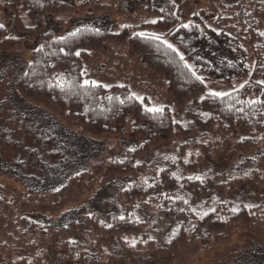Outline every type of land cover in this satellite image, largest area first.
Instances as JSON below:
<instances>
[{"label":"trees","instance_id":"16d2710c","mask_svg":"<svg viewBox=\"0 0 264 264\" xmlns=\"http://www.w3.org/2000/svg\"><path fill=\"white\" fill-rule=\"evenodd\" d=\"M242 1L216 4L217 16L194 14L187 24H181L179 7L172 0H109L108 4L102 5V13L106 16L125 10H142L156 15L153 25L169 35L183 55L152 34L130 36L126 26L122 32L114 33L86 24L62 38L48 39L34 51L31 62L14 82L22 108L43 110L47 114L43 116H47L45 118L50 120L53 128H60L65 133L68 129L60 119L76 124L98 138L109 134L114 127L122 132L131 125L133 133L142 135L143 141L135 148L126 149L122 158L109 161L105 167L107 175L125 181L116 193L122 209L108 223L103 222L92 208L82 216L81 210L74 212L75 208L64 207L60 202H75L78 197L91 199L98 191L95 173L81 167L95 156L100 144L83 135L79 137L85 147H73L68 142L80 161L67 159L68 171L54 168L56 176L45 181L36 178L37 186L31 187L37 189L40 182L48 185L60 180L57 186L42 193L34 192L32 196L36 203H60L58 212L53 210V214H60L59 223L67 212L73 211L69 222L55 225L53 219L57 217L51 215L52 223L34 227L27 244H21L18 242V224H31L33 217L8 202L1 203L2 255L11 260L15 253L21 254L15 264H48L49 252L62 256L61 264H115L122 259L125 264H147L153 258L171 253L173 264H187L202 250L199 240L203 239L200 238L203 234H211L215 244L227 241L233 229L264 238V205H243L234 209L232 203L224 202L227 193H233L246 183L255 189L256 195L264 189V0L247 2V5ZM43 2L18 0L14 5H0V9L12 8L18 33L35 37L46 25L44 11L48 5L46 7ZM19 3L27 10L34 29L22 24L15 7ZM211 17L213 23L207 25L206 21ZM20 39L0 24V56L13 49ZM125 42L129 59L149 72L161 75L159 81L165 80L168 92L178 102L192 101L203 93L199 107L208 116L204 125L221 131L226 137L223 141L228 145L222 151L224 154L229 153V135L236 134L237 141L230 146L238 158L229 160L238 163L241 158H258L257 170L252 177L237 178L228 183L198 178L193 172L198 167L197 159L203 155L189 153L188 158L186 154L182 155L185 149L176 154L174 160L167 158L159 174L140 161V157H150L157 148L170 143L180 131L189 134L190 129L177 126L179 123L168 106L152 108L147 95L142 98L133 95L128 84L108 88L86 83L83 64L100 59V52ZM251 59L255 64L252 73ZM210 78L215 84H242L230 91L213 93L206 90L205 79ZM118 89L125 91L122 98L115 94ZM126 90L129 91L127 94ZM205 149L208 146H204ZM206 154L210 155V150ZM78 163L81 164L79 169L74 168ZM151 175L153 181L147 182L146 177ZM218 194L223 195V202L214 201ZM44 214L48 216L46 212ZM37 217L41 219V216ZM172 220L179 224L175 223L177 229L171 233ZM183 251L187 254L183 255ZM250 264L264 262L257 257Z\"/></svg>","mask_w":264,"mask_h":264},{"label":"rangeland","instance_id":"374dc122","mask_svg":"<svg viewBox=\"0 0 264 264\" xmlns=\"http://www.w3.org/2000/svg\"><path fill=\"white\" fill-rule=\"evenodd\" d=\"M16 1L18 0H0V5H14ZM43 1L46 7L48 5L44 11L46 25L35 37H32L34 36L32 34L23 35L18 33L14 25L12 8L0 9V24L12 36L21 38L20 43L0 56V204L8 202L13 208H21L22 211H25L24 214L33 217L31 224L28 223L25 226L21 223L18 224V239H20L18 242H21V244H27L30 237L33 236L30 232L34 227L50 223L52 221L51 215L57 217V219H53V223L57 225L66 221L68 223L73 213L78 210H81V215L85 216L87 215L85 213L92 208L96 210L103 222L108 223L109 219L122 209L116 193L125 184V181L107 175L105 167L109 161L122 158V153L126 149L135 148L143 141L142 135L133 133L134 128L131 125H127L122 132L118 130L119 128L114 127L109 134L98 138L84 132L76 124L56 118L68 129L65 133L60 128H53L52 124L49 123L50 120L45 118L47 116H43L45 113L43 110H26L22 108L19 104L21 102L19 100L20 96L14 88V82L31 62L34 51L48 39L62 38L64 35L86 24L114 33L122 32L126 26L129 29L128 34L130 36L152 34L172 45L183 55L174 40L153 25L157 20V16L154 14L143 13L142 10H125L118 12V15L106 16L102 13L101 7L103 4H108L109 0ZM252 1L254 0H243L242 3L246 4ZM172 2L179 7L181 24H187L193 19L194 14L212 13L214 14L213 16H217L216 4L218 6L228 5L239 3L241 0H172ZM15 7L22 24L27 28L34 29L35 26L22 4L19 3ZM212 19L213 17L207 20L206 24L212 25ZM128 55L127 42L116 44L107 50H103L100 52V59L90 60L83 64L85 81L102 84L108 88L112 85H118L117 87L120 88L128 84L133 95L140 98L147 95L149 106L152 108H159L162 105L168 106L175 115V121L179 123L177 126L190 129L189 134L180 131L170 143L157 148L156 151H158H155L150 157H140V161H144L151 168L153 167L159 174L161 168L165 167L163 165L167 158L174 160L175 155L185 149L186 151H183L182 155L186 154L188 158L190 157L189 153L196 154V156L199 153L203 155L197 159L198 167L193 172L198 178H210L216 182L222 180L229 182L237 178L246 179L252 177L254 171L257 170L256 161L258 158L253 157L246 160L241 158L242 160L238 163L232 162V159L229 160L231 157H233V160L238 158L235 154L233 155V146H230L234 144L232 142L237 141L236 134L229 135L228 139L231 140L228 147L229 151H227L229 153L224 154L222 151L228 145L227 141H223L226 137L222 135L221 131L209 128L206 124L204 125L208 116L199 107V100L202 99L203 93L198 94L192 101L178 102L168 92L165 80L159 81L161 75L153 71L152 73L149 72L139 63L129 59ZM253 60L251 59L249 62L250 73H252V69L255 66ZM191 69L194 70V67L192 66ZM205 82L206 90L213 93L230 91L240 87L242 84V82L235 83V86L215 84L211 78L205 79ZM128 92L126 90V94ZM115 94L122 98L125 91L118 89ZM45 115L47 114L45 113ZM79 135L87 138L91 137L94 139L93 141L100 144L101 148L96 149L95 156L89 163L83 164L81 167L88 168L95 173L98 179V191L91 199H80L78 197L75 202L60 201L64 207L71 206L75 209H73L74 212L68 210L71 212H67L66 214L68 215L59 223L58 217L60 214H53V210L55 213L58 212L57 207L60 206V203H56V205H52L51 202L47 204L36 203L32 195L34 192L42 193L48 188L55 187L61 181L49 182L48 185L40 182L37 189H33V187L37 186L36 178L45 181L48 177L56 176L54 173L55 169L68 171L70 166L67 159L69 161L73 159L76 162L80 161V157L75 158V154H73L68 144L70 142L73 147H85L86 144H83L84 141L81 140ZM197 136H204V138L199 139L200 137L198 138ZM204 146H208L205 151ZM208 150L211 152L210 155L206 154ZM74 151L77 153V150ZM80 166L81 164L78 163V166L75 164L74 168L79 169ZM152 178L153 175L147 176L146 181L152 182ZM217 190H219L218 193L220 194V189ZM254 190L249 183L243 184L233 193H227L224 202L232 203L231 206L234 209H238L243 205L255 206L259 203L264 205V189L259 191L258 195L255 194ZM223 191L226 192V190L222 189ZM219 194L214 198V201L218 203L223 202V195ZM38 215L41 216V219H38ZM17 220V222H22L20 219ZM77 223L80 225L81 219ZM171 223H173L172 226H169L172 233L173 230L177 229L174 225L178 221L172 220ZM233 230L227 241L218 242V244L212 241L214 237L211 234L200 236V238H203L199 240V243L203 245L202 250L195 259L188 257L187 261L189 259L190 261L187 264H250L257 257L262 258L264 262V238H258L239 229ZM60 237H62L61 234ZM217 240L221 241L220 238ZM39 251L41 252L42 250L39 249ZM1 253L2 251L0 250V264H15L21 258V254L15 253L13 258L8 260V256H4ZM182 253L183 255L187 254L186 251ZM181 257L183 258V256ZM47 259L46 262L48 264H61L64 260L62 256L51 252H49ZM173 262L174 256L168 253L164 256L153 258L147 264H173ZM125 263V259L115 262V264ZM180 264H183V262Z\"/></svg>","mask_w":264,"mask_h":264},{"label":"snow or ice","instance_id":"6c2138e0","mask_svg":"<svg viewBox=\"0 0 264 264\" xmlns=\"http://www.w3.org/2000/svg\"><path fill=\"white\" fill-rule=\"evenodd\" d=\"M156 38L159 39V37H156ZM168 46L171 47V45H168ZM77 55H79V53H77ZM216 95H221V94H216Z\"/></svg>","mask_w":264,"mask_h":264}]
</instances>
